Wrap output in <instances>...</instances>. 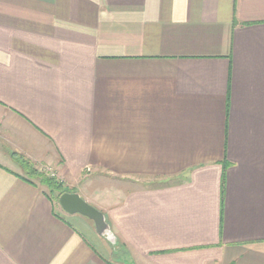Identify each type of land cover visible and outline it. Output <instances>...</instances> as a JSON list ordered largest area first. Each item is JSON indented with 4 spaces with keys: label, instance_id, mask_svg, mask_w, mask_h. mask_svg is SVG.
<instances>
[{
    "label": "crops",
    "instance_id": "1",
    "mask_svg": "<svg viewBox=\"0 0 264 264\" xmlns=\"http://www.w3.org/2000/svg\"><path fill=\"white\" fill-rule=\"evenodd\" d=\"M0 264H264V0H0Z\"/></svg>",
    "mask_w": 264,
    "mask_h": 264
},
{
    "label": "water",
    "instance_id": "2",
    "mask_svg": "<svg viewBox=\"0 0 264 264\" xmlns=\"http://www.w3.org/2000/svg\"><path fill=\"white\" fill-rule=\"evenodd\" d=\"M57 204L65 214L78 215L92 222L98 236L104 238L112 246L116 244V239L104 214L84 201L78 194L64 193L58 198Z\"/></svg>",
    "mask_w": 264,
    "mask_h": 264
},
{
    "label": "trees",
    "instance_id": "3",
    "mask_svg": "<svg viewBox=\"0 0 264 264\" xmlns=\"http://www.w3.org/2000/svg\"><path fill=\"white\" fill-rule=\"evenodd\" d=\"M15 161H17L27 172V176L31 179L38 180V183L49 190L50 198L52 199V195L54 192H57L56 200L58 201V198L64 194L67 193L66 191L62 190L60 186L57 184V182L53 179L47 176L46 174L38 173L30 163L25 161L23 158L14 156ZM224 188V180L222 175V182H221V190L223 193ZM117 245V243H116Z\"/></svg>",
    "mask_w": 264,
    "mask_h": 264
},
{
    "label": "rangeland",
    "instance_id": "4",
    "mask_svg": "<svg viewBox=\"0 0 264 264\" xmlns=\"http://www.w3.org/2000/svg\"><path fill=\"white\" fill-rule=\"evenodd\" d=\"M38 173H42V174H46L47 176H48V174H51V175H49V177L50 178H53L54 180L56 179V177L54 178V176L52 175V173L53 172H50L49 170H47L46 168H43V167H37L36 169H35ZM56 182H57V184L60 186V188L62 189V190H64V191H66L67 193H69V192H73V190L74 189H69L67 186H65L64 185V180H60V179H58V181L57 180H55ZM45 191L49 194L50 192H49V190L48 189H46L45 188ZM56 197H57V192H54L53 193V195H52V200H53V203H54V205H55V208L61 213V214H63V215H66L60 208H59V206H58V204H57V200H56ZM88 224L89 225H91L92 227H93V225H92V222H88ZM94 228V227H93ZM95 231V230H94ZM106 245V244H105ZM118 248H120V245L119 244H115V246H113V248H108L109 249V251L111 252V253H113L114 254V250L115 249H118ZM117 252H119V251H117ZM117 252L114 254V255H111L110 257L111 258H116V255H117ZM113 256V257H112Z\"/></svg>",
    "mask_w": 264,
    "mask_h": 264
}]
</instances>
